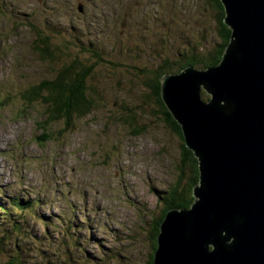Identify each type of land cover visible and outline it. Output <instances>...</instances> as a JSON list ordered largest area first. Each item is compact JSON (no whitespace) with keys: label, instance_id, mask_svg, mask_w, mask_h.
<instances>
[{"label":"rangeland","instance_id":"1","mask_svg":"<svg viewBox=\"0 0 264 264\" xmlns=\"http://www.w3.org/2000/svg\"><path fill=\"white\" fill-rule=\"evenodd\" d=\"M0 4V203L28 204L10 218L0 211V264L12 255L22 264H145L147 231L163 207L156 194L179 182L185 166L180 139L162 116L143 110L154 104L126 71H157L161 58L199 41L204 52L215 37L213 19L198 0ZM44 22L105 55L93 72L99 103L71 126L44 123L42 101L20 97L53 74L32 51L27 25ZM123 108L136 112L135 128L116 120Z\"/></svg>","mask_w":264,"mask_h":264},{"label":"water","instance_id":"2","mask_svg":"<svg viewBox=\"0 0 264 264\" xmlns=\"http://www.w3.org/2000/svg\"><path fill=\"white\" fill-rule=\"evenodd\" d=\"M221 1L231 36L220 62L162 78L199 178L190 207L160 223L152 264H264V0Z\"/></svg>","mask_w":264,"mask_h":264},{"label":"trees","instance_id":"3","mask_svg":"<svg viewBox=\"0 0 264 264\" xmlns=\"http://www.w3.org/2000/svg\"><path fill=\"white\" fill-rule=\"evenodd\" d=\"M198 1L203 3V10L213 19V32L215 37L209 43L210 47L208 49L204 50V52H199V47H205L206 44V41H199L195 45L188 44L189 46L187 48H182L176 54L173 53L172 57L166 55V57L161 58L157 71L146 68H132L126 71V74L139 79V81L140 79L142 80L141 83L146 88L143 98L146 104L148 103V106L150 103L154 104L152 106L153 108L146 107L143 110L145 112L150 110V114L154 116H162L164 123L180 139L183 150V164L185 166V170L181 172V180L179 182L171 184L166 190L159 191L156 194L157 199L163 207L159 215L153 218L150 224V230L147 231L151 248L145 264L153 263V254L157 247L156 237L159 232V225L164 219L165 214L172 208L180 209L190 207L194 199L193 187L199 178L197 158L191 150L186 148L180 125L168 112L161 99L160 90L162 78L166 74L178 73L186 66H192L195 69H205L217 65L222 58L225 47L230 41L231 28L224 22L226 12L222 1ZM27 25L34 32V39L31 42L32 51L41 60L49 64V70L53 74L50 79H45L22 90L20 97L24 103L42 101L44 105V123L53 125L61 121L65 126H71L74 119L88 115L99 103L100 95L97 87L93 83V72L95 65H100L105 55L104 53L93 52L90 49L92 44L89 42L87 44L85 43L86 46H84L78 44V40L62 37L61 32L52 30L46 22L41 24L40 28L32 23H28ZM201 37L204 36L202 35ZM71 49L76 50V54H72ZM84 53L89 54L85 55L89 57H83L82 54ZM107 63L113 69L121 66L113 62ZM201 96L204 100L209 98V95L204 91L201 92ZM123 110L124 113L116 120L125 121L130 128H135L139 124L136 112L129 108H123ZM135 132L132 131L131 133L135 134ZM8 203L9 208L0 203V211L3 218L7 216L10 218L12 213L19 214L28 209V204L21 202L16 197H10ZM21 217L24 218L23 214ZM16 256H10L12 259L5 260L3 264H22Z\"/></svg>","mask_w":264,"mask_h":264}]
</instances>
